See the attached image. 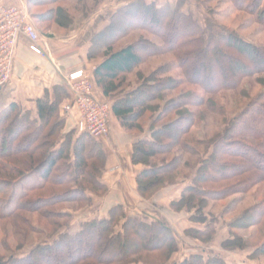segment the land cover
Segmentation results:
<instances>
[{"label":"trees","instance_id":"trees-1","mask_svg":"<svg viewBox=\"0 0 264 264\" xmlns=\"http://www.w3.org/2000/svg\"><path fill=\"white\" fill-rule=\"evenodd\" d=\"M58 1L64 0H26V5L27 7H39L45 3L54 4ZM235 1H238V5H244V1L247 0ZM262 2L264 0H255L254 3L258 5ZM181 3L182 1H179L176 5L178 7H171L172 3L169 0L165 4H157L150 0H134L119 7L113 13L111 23L92 37L87 60H95L94 54L104 55L101 62L93 69L92 77L102 95L109 99L112 94L121 89L120 76L131 73L143 62V57L158 56L169 51L175 54L174 64H168L162 71H157L163 73L171 70L182 71L183 78H161L156 83H151L148 79L142 80L141 85L132 87L126 93L122 91L116 95L118 98L111 104V112L118 120L120 127L131 133L138 128L137 120L143 114L158 112L162 106L172 104V106L165 107L163 113L169 109L170 115H173L174 119L165 127L152 128L149 139L138 140L132 145V163L143 166L136 176L138 193L142 197H151L155 189L160 186L162 177L169 173L174 174L178 163L182 160L178 155L179 157L170 161L172 164L168 161L167 165L161 161L159 165L155 164L156 161L151 164L150 162L156 160L157 155H166L176 145L186 154L196 153V149L191 144L180 141V135L174 140V143H171L167 137H172L170 140H173L175 136L170 135L164 129H167L174 121L181 120L179 123L185 122L182 133L189 135L190 127L200 120L198 118L200 113L191 111L192 108H203L205 112L223 119L219 121L223 125V129L210 138V148L201 157L195 171L196 174L193 178L191 177V184L183 188L177 201L171 202V206L174 208L188 204L197 212L200 210L203 212L207 201L221 200L228 193H220L222 195L220 197V194L216 193L223 190H210L205 187L207 183L216 184L235 180L236 183L231 188H236L235 194L244 195L250 188L264 182V46L246 42L244 38L224 29H222V34H218L211 29L212 25L206 19L205 26L201 28L191 14L181 11ZM238 8L241 11L249 10L248 7ZM251 8L257 12L254 17L255 23L258 25L260 23L264 28V7L260 11L258 9L260 7ZM57 10L61 12V18L65 21L71 19L66 9L57 6L50 12L53 22L59 19L56 18ZM148 11L152 14L149 16L150 18L145 17ZM32 18L36 23L50 22V20L43 19V15H32ZM119 20H122L123 28L115 23ZM144 21H148L152 27L149 29L145 27ZM47 27L48 25H45L46 29ZM133 29H146L161 43L145 39V42L149 43H146L144 48L139 47L137 43H129L113 50L112 46L116 40L123 38ZM103 35L108 36L107 41L109 40L105 45L100 41ZM145 48L146 53L142 56L139 55ZM229 51L231 53L227 55ZM208 54L211 56L209 57ZM218 55L223 57L225 67L213 62ZM228 73L232 77L229 84L223 81V76L229 75ZM245 80L248 84L256 83L262 88V91L250 98L249 90L241 86ZM185 83L192 87H200L202 93L195 90L188 94L181 92L167 98L165 103V92L174 91L178 84ZM141 87H145V91ZM227 91H233L235 96L231 99L235 106H241V109L238 112L235 111L236 114L228 120L227 105H220L215 100V96ZM1 93L0 90V96ZM245 99H248V102L243 103L242 100ZM66 100H69V94L63 85L54 87L52 94L46 91L44 97L36 101L35 117L30 111H23L15 103L0 109V137L9 134L7 146L3 149L0 145L1 152L8 150L6 152L8 156H4V158L0 156V159L6 160L9 156L18 154L17 137L24 136L26 132V151L24 152L27 157L18 158L17 162L29 169L23 172L15 164H10L11 166L0 164V172L8 176L3 179L0 177V222L8 221L11 227V229H6V238L14 234V215L22 208L26 207L28 210L32 207L61 204L63 198L57 196L63 195L58 194L37 197L31 201V204L28 202L34 193L46 189L49 174L59 161H65V173L54 181L57 185L71 184L72 187L68 192L74 197L73 194H79L77 196L81 199L77 201L88 202L90 200L89 191L93 193L99 191L102 194L107 189L101 182L106 169V152L101 143L86 133H79L76 136L70 134L71 131L65 133L64 137L52 144L46 153L36 154L37 150L41 151L39 149L34 151V154L29 151V148L32 149L41 140L45 141L53 136V128L64 124L65 116L60 115V106ZM235 109L233 107L231 111ZM186 111L188 113H183ZM160 115L162 114H159L158 118ZM8 123L14 124V132L7 129ZM49 126L51 129L44 134ZM162 143L166 144L165 147ZM164 149L165 151H163ZM247 150L254 152L260 159L256 157L246 163ZM25 174H34L42 179L38 185L24 187L13 205L7 207L14 196L15 183ZM14 175L17 176V179L10 181L9 177ZM239 200L238 197L234 199V202ZM193 217L195 216H191V219ZM120 218H125V221L116 230L114 227ZM243 222H245L244 225H242ZM211 223L215 226V217H212ZM213 224L205 225L203 230L188 229L184 231L185 236L199 241L203 240L204 243L210 242L216 235L215 227L212 228ZM241 226L244 227L241 228ZM79 227L80 230L74 235L65 232L50 246H37L31 250L30 254L20 259L14 257L6 260L0 259V264H135L134 260L131 262L127 260L135 256L140 257L141 253L153 254L157 251L159 254H163L164 248L167 246H170L173 252L178 250L176 233L164 219H149L145 215L128 214L121 205L111 208L104 218L81 220ZM227 227L231 239L221 244L223 249L251 250L248 255L249 259L255 255L264 256V200L241 211ZM247 227H252L255 231L251 237L244 238L243 235L238 234L237 230ZM262 235L263 241L257 245L251 244ZM5 241L3 239L1 243L6 244ZM206 255L207 252L202 249L200 252L191 253L172 264H228L221 256Z\"/></svg>","mask_w":264,"mask_h":264},{"label":"rangeland","instance_id":"rangeland-1","mask_svg":"<svg viewBox=\"0 0 264 264\" xmlns=\"http://www.w3.org/2000/svg\"><path fill=\"white\" fill-rule=\"evenodd\" d=\"M182 1L181 11L184 13H189L192 15V17L198 21L200 27H204L205 19L210 21L211 23V29L213 31H216L218 34H222V29L229 31L230 33H233L235 35H238L245 39L246 42L254 43L255 45H263L264 46V28L262 25H259L255 23V15L256 11L253 10L251 7H260L258 8L259 11L264 7V2L259 3L258 5L255 4V0H247L244 1V5L240 4L238 5V1L235 0H171V7H178L177 2ZM240 2V1H239ZM84 5V7H82ZM110 1L107 0H69V1H58L54 4L45 3L42 6L36 7L32 6L30 7L31 13L33 15H43V19L50 20L49 23H36L38 28L41 30H44L48 35L53 33H65L70 30H76L78 28V25L84 22L86 19L88 20L92 16H94L96 24L98 22H101L102 20H106L108 22V25L111 23V19L113 16V13L110 14L109 10L111 7H109ZM256 5V6H255ZM57 6H62L63 9H66L69 12L70 20L65 21L61 18V12L57 10L56 18H59L56 22H53L51 20L52 14L50 13L52 10L57 8ZM180 7V6H179ZM238 7H248V11H241ZM117 7L115 11L118 9ZM112 9V8H111ZM264 10V8H263ZM114 11V12H115ZM149 13V14H148ZM149 16H152V14L148 11L147 15L145 17L150 18ZM118 26H121L123 28L122 20L115 22ZM145 27L149 29V27H152L151 24L148 21L143 22ZM262 24V23H261ZM45 25L47 29L45 28ZM67 28H64V27ZM121 28V29H122ZM151 30V29H150ZM108 36L103 35L102 38H100V41L103 45H105L107 41ZM145 39H150L154 42L161 43L156 37L152 36L149 31L146 29H133L132 31L128 32L123 38H119L116 40V42L113 44L112 49H118L126 44H132L137 43L139 44V47H143L146 45V43H149L148 41L145 42ZM146 53V48L142 49L139 55H143ZM173 52L169 51L167 53L158 55V56H145L143 57V62L136 67L131 73L120 76L119 81H122L120 86L121 89L116 92L115 94H112L111 98H106L104 102L109 103L110 105L115 101V99L118 98V95L120 92L126 91L128 92L132 87H137L138 85L142 84V80H147L152 82H157L158 80L165 79L168 77L181 79L183 78L182 71L178 70H171L167 73L159 72L157 70H163L168 64H174L175 60V54H172ZM227 53V55H230ZM209 57L211 54H208ZM226 55V56H227ZM103 54H94L95 60L91 61L88 60L89 63L96 64L98 61H100L103 58ZM215 56V55H214ZM204 61V59H203ZM205 62V61H204ZM213 62H216L218 65L224 66V59L222 56H216L215 60ZM206 63V62H205ZM210 64V63H209ZM213 65H215L213 63ZM95 68V67H94ZM158 73V74H157ZM153 76H152V75ZM229 74V73H228ZM90 75V73H89ZM92 75V74H91ZM92 78L93 85L96 89H99L96 86V83ZM223 81L227 84L231 83L232 77L231 75H225L223 76ZM210 83L209 81L207 82ZM241 86L245 89L249 90L250 92V98L254 97L256 94H258L260 91H262V88L258 86L256 83L248 84L247 80L243 81L241 83ZM157 88V87H156ZM200 88V87H199ZM196 87L189 86L188 84H182L177 85L176 90H170L168 92H165L164 101L166 103L167 98H170L171 96L177 95L182 92V94H188L190 91L195 90L198 93H202V91ZM142 90L145 91V87H141ZM9 91V90H7ZM4 92V91H3ZM1 93L0 96V109H4L8 104L5 102L4 95L6 93ZM204 93V92H203ZM4 94V95H3ZM205 94V93H204ZM7 95V94H6ZM233 96L235 94L233 91H227L219 93V95L215 96V100L219 102L220 105H227V120L236 114V112L241 109V106L234 104ZM232 97V99H231ZM232 102V103H231ZM243 103L248 102V99L242 100ZM240 102V103H242ZM155 103V102H152ZM164 103V104H165ZM239 103V104H240ZM163 105V104H162ZM169 106H172V104H168ZM162 106L158 112L154 111L152 113H145L143 114L139 120H137V129L134 131H131L134 135H141L143 133H146L148 136H150V132L152 128L157 127H165L167 126V123H170L174 118L173 115H170V110L168 109L166 113L164 111V108L168 107ZM220 107V106H219ZM235 107L236 109L231 111V109ZM23 111H26V109L22 108ZM191 111H197L199 114V119L197 120L196 124L192 125L190 127L189 135H185V133H182V129L184 127L185 122L179 123L181 120L174 121L172 125L168 126L167 129H164L170 135H173V140H170L172 137H167L171 143H174V140L180 135V141L189 143L193 146L194 149H196V153L194 152L193 155L186 154L182 149L177 148L176 146H173L170 151L166 155H157L155 158L156 160L150 162L151 164H154L156 161V165H159V162H164L165 164L170 162L175 157L182 158L180 162L178 163L177 168L175 169L174 174L169 173L168 175H165L162 177V182L160 186L155 189L151 197H142L141 199V205L140 208H142L143 213L141 215H145L149 219L156 218H162L164 219L173 229L176 233L177 241H178V250L176 252H173V249L170 248V246H167L164 248L163 254H159L157 251H155L153 254L148 253H141L140 257H133L129 258L127 261L131 262L132 260L135 261V264H172L173 262L180 261L181 259L187 257L191 253H198L200 250H205L207 252L208 256H221L228 264H243V263H249V264H264V256H254L252 259L248 258V255L251 253V250L246 251H236L233 249H223L222 243L228 239H231V234L228 230V224L231 223L240 213L241 211L248 209L252 206H254L258 201L264 200V182L250 188L248 192L244 195L235 194L236 188L234 187L236 181H228V182H219V183H207L205 187H207L210 190H223L218 191L216 194L228 192L227 195H225L221 200L217 201H207L206 206L203 212L200 210L197 212L195 209L188 206V204H182L179 205L177 208H174L171 206V203L167 202H160L158 201L156 195H158L161 191L166 190L168 188H172L177 185H181L182 183L189 185L191 184V177L193 178L196 174V169L198 166V163L201 159V157L204 156L205 153H207L208 148H210L209 140L211 137H213L216 133H219L223 129V125L220 124L219 117L216 115L210 114L208 112H205L203 108H192ZM236 111V112H235ZM64 113V112H63ZM169 113V114H167ZM183 113H188L183 112ZM66 115V113H64ZM159 114L160 117L158 118ZM184 116V115H183ZM66 119V118H65ZM226 120V121H227ZM14 124L8 123L7 129H10L12 132L15 126ZM51 129V126L47 128V130L44 132V134L47 133ZM71 131V132H70ZM73 134L74 136L79 135V133L76 130L75 125L72 123H66V120L64 124H61L57 128H53V136L49 137L48 140L40 141L37 143L33 148H29V151L34 154V151L37 149L41 150L36 152L38 153H46L47 149L52 146V144L56 143L58 139H61L64 137L65 133ZM18 135L17 133L15 134ZM9 134H6V136L0 137V145L4 149L7 146V143L9 142V139L7 140ZM27 133L25 132L24 136L17 137L16 143L18 144V154H14L13 156H9L6 158V160L0 159V164L11 166L10 164H15L16 166L20 167V171L26 172L28 171V167H25L23 165L18 164L17 160L18 158H24L27 157L25 155L26 153V137ZM75 139V138H74ZM107 141V140H106ZM105 141V142H106ZM101 143V142H99ZM169 142V144H171ZM162 145H165L162 143ZM39 146L38 148H36ZM69 146V145H68ZM69 149L71 147L69 146ZM0 150V156L4 158L6 155V151L1 152ZM43 151V152H42ZM165 151V149L163 150ZM248 157L245 159V162L248 163L249 160L252 159H260L259 156H256L254 152L247 150ZM179 155V156H178ZM98 156V155H97ZM0 157V158H1ZM20 162V161H19ZM65 161H59L58 164L55 165V167L51 170V173L48 177V183L46 186V189L44 191L34 193L29 199L28 202L31 204V201H33L37 197H44V196H51V195H63V196H57L59 198H63L61 200V204L53 205V206H39L35 208L26 209V207L22 208L20 211H18L14 215L13 223V235L11 237L6 238V229H11L10 222L8 221H2L0 222V259H8L11 257L14 258H23L26 257L28 254H30L31 250L36 248L40 245H48L55 241V239L59 238L62 234L65 232L70 233L71 235H74L80 230L79 225L81 224V220L89 217L92 212L97 211L102 206V200L106 196L108 190L106 189L104 193H93L88 192V196L90 197V200L88 202L82 201L79 202L77 200L81 199L78 198L77 195L79 194H73L72 196L70 192H68L69 189H71L72 185H57L54 179L59 178L61 175H64V164ZM108 164V158L106 156V166ZM172 164V162H170ZM169 164V165H170ZM167 165V164H166ZM1 166V165H0ZM25 170V171H24ZM260 173V172H259ZM104 174V173H103ZM0 177L3 179L4 177L8 176L0 172ZM13 179V180H12ZM17 179V176L14 175L11 178L9 177L10 181H14ZM42 179V178H40ZM40 179L38 176L34 174H28L23 175L21 179H19L15 185H14V196L8 204L7 207H11L13 203L15 202L16 198L22 193L24 187L29 186H35L40 183ZM174 183V184H172ZM86 184V183H85ZM87 185V184H86ZM85 185V186H86ZM90 186V185H87ZM231 188V189H230ZM138 190V189H137ZM96 192V191H94ZM139 194V193H138ZM215 194V192H213ZM217 195H214L215 197H219ZM72 196V198H71ZM82 199L84 197L82 194H80ZM222 195L220 194V197ZM240 198L239 201H235L234 199ZM76 200V201H74ZM196 203V202H195ZM196 205H198L196 203ZM135 206H138L135 205ZM41 207V209H39ZM124 210L129 214L132 213L133 210L131 206H123ZM197 207V206H196ZM2 210V206H1ZM6 210V207L4 208V211ZM140 210V209H139ZM208 212H210L208 214ZM60 213V215H59ZM207 213V214H206ZM133 214V213H132ZM195 216L191 219V216ZM139 216V215H138ZM212 217L216 219V224L214 226L213 223H211ZM125 221V218H120L117 220L116 225L114 229H119L122 225V223ZM245 222H243L242 225H244ZM215 227L216 235L212 237L211 241L207 243H204L203 240L199 241L195 238H192L190 236H185L184 231L188 229H199L203 230V227L205 225H212ZM244 226H241L243 228ZM238 234L243 235L245 237H251L255 231L254 228H244L237 230ZM5 239V243H1ZM263 241V235L261 237H258L254 242H251V244L257 245ZM153 244V243H152ZM151 244V245H152ZM170 253L168 254V252ZM53 254V252H51ZM169 255V256H168ZM206 255V256H207ZM36 257V256H35ZM168 257L166 260L165 258ZM126 261V262H127ZM125 262V263H126ZM133 264V263H132Z\"/></svg>","mask_w":264,"mask_h":264},{"label":"crops","instance_id":"crops-1","mask_svg":"<svg viewBox=\"0 0 264 264\" xmlns=\"http://www.w3.org/2000/svg\"><path fill=\"white\" fill-rule=\"evenodd\" d=\"M110 1V14L114 13L117 7L129 4L134 0H107ZM157 4H165L167 0H150ZM171 1V0H169ZM7 5L19 6L24 4L31 17V21L40 35L42 42L38 45L41 54L32 52L28 42L23 37L19 38L16 55L13 63L12 84L2 89L6 104L15 103L19 107L30 111L35 117L36 101L42 99L49 91L56 86H63L65 79L71 73L78 70H86L92 76L95 65L87 60L88 50L92 37L102 31L107 25L106 20L96 24L94 16L86 19L78 25L76 30L65 33L47 34L38 28L32 18L30 7H27L26 0H3ZM95 88V87H94ZM9 90V91H7ZM94 96L99 101L106 98L99 89H94ZM69 100L64 101L60 106V115L65 116L66 123L76 125L78 116L75 112L64 114L63 107ZM142 139H149L146 133L134 135L120 127L116 117L112 114L109 120V137L106 142L101 143L108 158V164L102 176L101 182L106 186L108 192L102 200V206L92 212L88 219H101L107 216L108 211L118 205L133 206V214L141 215V199L138 194L136 176L143 169L141 165H134L131 161V151L134 142ZM186 186L181 185L161 191L155 198L160 202L171 203L177 201L181 191ZM138 206H135L137 205ZM140 209V210H139ZM131 213V214H132ZM156 218V217H154ZM249 264V263H243Z\"/></svg>","mask_w":264,"mask_h":264},{"label":"built area","instance_id":"built-area-1","mask_svg":"<svg viewBox=\"0 0 264 264\" xmlns=\"http://www.w3.org/2000/svg\"><path fill=\"white\" fill-rule=\"evenodd\" d=\"M20 37L27 40L32 52L41 54L38 45L43 37L32 23L26 6L7 5L0 0V90L12 84L13 63ZM64 87L69 101L63 112L77 114V132L86 133L101 143L108 140L111 105L95 98L89 73L83 69L71 73L65 79Z\"/></svg>","mask_w":264,"mask_h":264}]
</instances>
